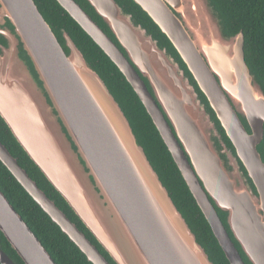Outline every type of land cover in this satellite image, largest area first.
Masks as SVG:
<instances>
[{"label":"water","instance_id":"95a60500","mask_svg":"<svg viewBox=\"0 0 264 264\" xmlns=\"http://www.w3.org/2000/svg\"><path fill=\"white\" fill-rule=\"evenodd\" d=\"M56 1L138 96L229 264H245L240 250L264 264V83L245 61L243 33L227 34L211 0H133L178 53L232 152L184 69L115 0L86 1L119 45L75 0ZM60 34L34 0H0V117L113 262L214 264L104 81ZM0 161L90 263L110 264L1 141ZM0 232L24 264H56L1 190ZM0 264L16 263L0 248Z\"/></svg>","mask_w":264,"mask_h":264},{"label":"trees","instance_id":"16d2710c","mask_svg":"<svg viewBox=\"0 0 264 264\" xmlns=\"http://www.w3.org/2000/svg\"><path fill=\"white\" fill-rule=\"evenodd\" d=\"M75 1L104 32L119 45L105 23L94 12L89 3L86 0ZM115 1L124 12L131 15L136 24L141 25L147 33L157 41L158 45L165 48L179 63L181 68L184 69L186 75L189 76L191 82L194 84L212 119L215 121L224 143L234 152L230 140L220 126L205 95L199 90L197 84L168 38L133 0ZM34 2L44 19L51 26L58 40L62 42L60 34L62 30L67 32L81 50L87 62L104 81L129 120L136 138L144 148L152 167L157 172L176 207L188 222L198 242L206 250L210 259L214 264H229L150 116L123 74L56 0H34ZM211 2L222 19L227 34L234 35L240 31L243 33L245 61L255 76L264 83V0H211ZM0 43L4 44V40L1 37ZM0 141L8 149L10 154L16 158L18 164L26 170L29 177L36 182L37 186L45 195L53 200L56 206L76 224L79 230H81L98 248L110 264H116L69 207L64 198L29 158L1 117ZM258 151L264 162V138L261 145L258 147ZM0 190L39 239L56 264H92L86 259L85 255L78 247L69 240L60 228L36 204L1 161ZM217 212L220 219L227 227L225 213L219 209H217ZM228 232L233 239L231 232L229 230ZM234 243L240 250L238 243L236 241H234ZM0 248L7 253L16 264H24L1 232ZM240 253L245 264H250L241 250Z\"/></svg>","mask_w":264,"mask_h":264},{"label":"flooded vegetation","instance_id":"af4514ba","mask_svg":"<svg viewBox=\"0 0 264 264\" xmlns=\"http://www.w3.org/2000/svg\"><path fill=\"white\" fill-rule=\"evenodd\" d=\"M263 141V140H262ZM262 143V142H261ZM261 143L258 145V147L261 145ZM216 147H217V149H221L222 147H221V145L217 142V144H216ZM229 149V148H228Z\"/></svg>","mask_w":264,"mask_h":264}]
</instances>
